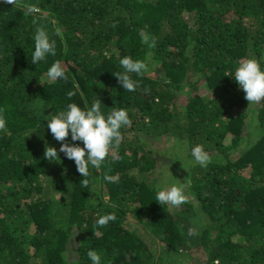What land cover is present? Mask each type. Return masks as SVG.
I'll use <instances>...</instances> for the list:
<instances>
[{"label":"trees","instance_id":"1","mask_svg":"<svg viewBox=\"0 0 264 264\" xmlns=\"http://www.w3.org/2000/svg\"><path fill=\"white\" fill-rule=\"evenodd\" d=\"M40 26L56 55L35 65ZM142 32L156 38L154 48ZM124 55L148 64L143 76L131 74L140 81L131 92L114 76ZM250 57L264 68V0H0V264H92L90 249L101 264L179 263L196 252L201 264H264V100L248 104L225 75ZM56 60L67 79L52 82ZM97 98L105 115L125 108L131 123L101 167L90 166L84 187L48 120ZM161 138L167 160L187 167L197 206L155 201ZM66 142L83 147L70 134ZM197 144L210 156L206 168L192 156ZM45 146L59 163L44 158ZM106 213L116 220L98 227ZM130 216L160 252L126 226ZM193 226L198 234L189 236Z\"/></svg>","mask_w":264,"mask_h":264},{"label":"clouds","instance_id":"2","mask_svg":"<svg viewBox=\"0 0 264 264\" xmlns=\"http://www.w3.org/2000/svg\"><path fill=\"white\" fill-rule=\"evenodd\" d=\"M5 3L15 5L17 0H4ZM60 35L59 31L56 33ZM141 41L150 48H154L156 38L150 36L147 32H142ZM67 45L65 44V50ZM48 55H56V41L50 40L49 34L43 26L37 27L34 35V51L31 54L32 63L37 64L44 61ZM123 67V72L115 73V77L124 90L135 91L140 81L134 80L131 74L143 76L148 71V64L143 60L133 59L130 55H124L119 61ZM225 75L234 76L238 86L244 91V98L248 104H257L264 100V68L261 67V60L256 57L245 58L240 61L234 74L228 72ZM47 77L55 82L58 79H67L65 69L59 60L52 63L47 71ZM68 97L75 95L74 92H68ZM4 109L0 108V131L6 130V118L3 115ZM131 121L125 108L114 109L110 114L105 115L101 110V100L97 98L90 108H81L76 103H69L66 109L59 111L48 120V129L54 139L60 142L59 151L64 153L65 157L75 162L77 171L82 179L80 183L88 186V179L91 175L90 166L99 169L111 149L118 147L121 140V128L130 125ZM71 135V140L82 141L83 147L76 143H67ZM192 156L195 163L201 167H207L211 162L209 154L204 150L202 144H197L192 148ZM44 158L48 161L60 162L57 149L52 146H45ZM105 179L111 181V176H105ZM185 182L177 180L176 183L166 188H159L156 193L155 201L160 205H170L173 208L189 202L186 194ZM115 213H106L100 216L96 224L98 227H106L109 222L115 221ZM183 235V225H180ZM189 236L197 235L196 227L188 229ZM88 258L92 264H101V255L96 250L87 252Z\"/></svg>","mask_w":264,"mask_h":264},{"label":"rangeland","instance_id":"3","mask_svg":"<svg viewBox=\"0 0 264 264\" xmlns=\"http://www.w3.org/2000/svg\"><path fill=\"white\" fill-rule=\"evenodd\" d=\"M166 142H169L167 138H161L160 140L154 141L153 147L157 148L158 152L162 156H165V159H161L160 157H158V167L151 178L159 182H164L163 188L171 186L172 184L176 183L177 180H179L180 182H185L188 185L185 191L189 197V202L194 206H197V200L194 197L193 193L189 190L187 167H185V165L183 164V167L180 168L179 164H172L173 162L167 160L166 156L170 154V151H168L170 150V148L164 147V144L166 145ZM125 224L127 227H135L137 229V232L150 245L153 251H155L156 253L161 251L162 246L161 242L158 241V238L145 227H141L140 224H138V222H136L132 216L128 218V221ZM33 229L34 227L32 228V230ZM68 253L69 257H72L74 255V251H70ZM179 259L181 260L179 261V263L175 262L176 260H174V262L172 261L170 264H201L200 261L202 260V256L200 255V252H198V254L196 252L195 254H183L179 257Z\"/></svg>","mask_w":264,"mask_h":264}]
</instances>
